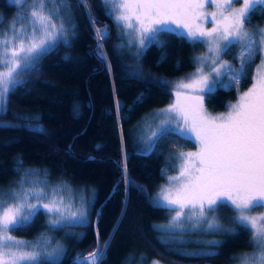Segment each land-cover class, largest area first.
<instances>
[{
	"label": "snow or ice",
	"instance_id": "obj_1",
	"mask_svg": "<svg viewBox=\"0 0 264 264\" xmlns=\"http://www.w3.org/2000/svg\"><path fill=\"white\" fill-rule=\"evenodd\" d=\"M101 2L110 14L114 13V22L120 29V49H135L137 61L150 46L165 47V36L207 47L204 55L194 58L195 71L176 84L175 101L157 112L158 120L150 126L152 130L141 149L150 155L169 137L198 146L194 152L172 154L178 161L173 165L178 174L168 176L157 198L151 201L156 207L175 212L169 226L162 230L173 236L184 235L188 229L182 225L187 223L198 234H234L236 228L223 227L220 218L212 215L226 207L233 212L229 223L249 231L250 243L256 249L252 255L242 254L236 259L241 264H264V214L250 215L264 208V29L248 30L251 15L264 6V0ZM14 3L23 8L28 0ZM79 3L85 4L86 0ZM236 3L240 7H235ZM209 6L214 11L209 12ZM88 14L90 22L95 23L90 11ZM71 15L69 0H32L31 8L19 17L27 18L28 24L19 29L11 26V34L0 32V103L23 83L20 77L33 70L42 56L58 42L67 43L66 24ZM94 31L96 54L106 59L101 41L107 38L108 30L105 27ZM237 45L241 49L239 67L223 59ZM258 55L261 62L249 76V65ZM249 80L251 86L242 91V81ZM220 89H235L238 96L225 113L212 115L205 107V98ZM122 180L134 183L127 176L126 163ZM38 184L20 181L13 190L0 191V264H59L64 248L59 241L53 244L54 237L49 233H41L34 241L12 235L29 227L41 212L49 215L46 226L52 232L89 223L86 201L72 202L57 196L63 191L61 185L45 188ZM137 187L143 190V186ZM221 243L208 241L206 254L213 255ZM109 244L104 241L101 247L98 239L95 249L81 254L76 264H103Z\"/></svg>",
	"mask_w": 264,
	"mask_h": 264
},
{
	"label": "trees",
	"instance_id": "obj_2",
	"mask_svg": "<svg viewBox=\"0 0 264 264\" xmlns=\"http://www.w3.org/2000/svg\"><path fill=\"white\" fill-rule=\"evenodd\" d=\"M69 2L72 15L67 43L58 42L42 56L36 67L21 77L23 83L7 93L0 109V121L10 123L0 125V188L11 189L17 181L37 177L50 185L83 189L91 196L89 223L65 227L78 233L69 234L62 242L65 228L52 232L41 212L29 227L12 235L32 239L49 233L64 248L59 264H76L73 259L94 250L98 239L101 247L104 241L110 242L106 249L109 257L103 264H123L129 255V264L139 256L164 264H234L235 255L250 250L252 239L249 231L229 223L226 215L233 212L226 207L213 214L236 232L214 235L222 243L213 255L172 251L151 227L167 221L173 212L151 202L153 192L171 168L167 156L171 151L194 149L193 142L169 137L156 151L145 155L141 152L143 145H129L128 141L130 128L170 101L168 81L193 67L198 44L165 36V47L152 45L137 61L126 48L120 49L114 14L101 0ZM19 10L14 0H0V28ZM89 11L95 23L90 22ZM262 12L264 6L251 15L250 27L264 23ZM105 27L108 36L101 42L106 59H100L94 29ZM234 57L235 47L225 58L236 63ZM257 60L258 56L249 65V76ZM250 84V80L242 81L241 90ZM237 96L235 89L217 90L206 96L205 107L222 112ZM125 163L127 176L134 183L122 180ZM137 186H143V190Z\"/></svg>",
	"mask_w": 264,
	"mask_h": 264
},
{
	"label": "rangeland",
	"instance_id": "obj_3",
	"mask_svg": "<svg viewBox=\"0 0 264 264\" xmlns=\"http://www.w3.org/2000/svg\"><path fill=\"white\" fill-rule=\"evenodd\" d=\"M31 6H32V0H28V3L24 4V6H23L24 8L20 7V10L18 11V13L11 20H9L7 22V25L5 27L0 28V32H7L8 34H11V30H12L11 26L14 25L16 29H19V28L24 27L26 24H28L27 18L19 19V17L21 15H24L25 11L29 10L31 8ZM235 7H240V4L236 3ZM259 7H261V6H259ZM259 7L257 8L256 11L259 10ZM207 10L209 12H211V11H214V8L209 6L207 8ZM113 19H114V15H113ZM57 23H59V21H57ZM206 26L210 27L211 25L209 24V25H206ZM66 27H68V24H66ZM258 28L264 29V23L261 26L249 27L248 30L249 31H253V30H256ZM68 29H69V27H68ZM118 31H119V34H120V29L119 28H118ZM68 34H69V30L66 33V40H67V35ZM126 50L128 51V54H129L130 57H132L133 59L137 60L136 57L133 55V53L135 52V49L129 50L128 48H126ZM235 50H236V57H237L236 63H232L227 58H225V56L223 57V59L227 60L230 63H232L234 66L239 67L238 54H239V52L241 50L240 46L239 45L235 46ZM206 52H207L206 45L205 46H201L200 44H198V49L193 55V62H195L194 61L195 57L204 55ZM260 62H261V58L258 55V60H257L256 65L260 64ZM194 71H195V68L193 66L190 70H188L182 76L174 78V79H171V80L168 81V83L171 86V98H170V101L167 102L165 105L160 106V107H156L153 110H151L150 112H148L134 127L129 129V133H128L129 145H134L135 143H138L139 145H143L145 143L146 137L150 134V131L152 130L150 128V126L154 125L157 122V120H158V117L156 115L157 112L160 109L167 108L170 103H173L175 101L176 84L179 81H181V80L185 79L186 77H188ZM254 72H255V68H254ZM20 79H21V77H20ZM250 86H251V84L248 87H250ZM246 90L247 89H245L244 91H246ZM5 100H6V96L4 98L3 103H0V109H2L3 106L5 105ZM235 101H236V99L231 101V102H229L227 104V106L229 104H231V103H234ZM227 106H226V109L224 111H222V112H211L208 109L207 110L212 115H218V114H221V113H225L228 110ZM7 124H10V123H8L7 121H2V122L0 121V125H7ZM197 147L198 146H196L194 149H179V150L171 151L169 153L167 158H168V162H170L171 168L167 170V174H165L164 181L159 183L157 188L153 192L152 197H151V201L157 198L158 189L161 186H163V185H165L167 183V177L178 174L176 171L173 170V165L174 164H178V161H176L173 158L172 154L176 153L178 151H193L194 152V151L197 150ZM27 178H30V179H26V180L24 179V180H20V181H24L25 183H27V182H39L38 187H45V188H50V187L56 186V185H50L45 180L39 179L37 177H34V178L33 177H27ZM20 181H17L16 184L18 182H20ZM57 185H61L63 187V191L62 192H57V196H61L62 195L65 198V200H69V201H72V202H79L81 200L86 201V207L88 209V205H89V201L91 199V196H87V194H85V191L83 189L72 188V187H70L68 185H65V184H57ZM14 188H15V186L13 188H11V189H5V190L0 188V191H11ZM16 190H19V189H16ZM33 202H35V201H33ZM42 213L45 215L46 222H47L49 220V218H50L49 215L45 214L44 212H42ZM262 214H264V208L255 209V210H253L250 213V215H252V216H260ZM174 215H175V212L173 211L171 213V215L169 216L167 221L153 223L151 225L152 229L156 233L157 238L160 241L166 242L172 251H175V252H178V253H183V254H189V253L206 254V244H207V242L210 241V240H219V238L214 236V235H211V234H198V233L192 231L191 230V225H189L187 223H184L182 225L185 229H188L186 234H184V235H174V236L167 234L162 229L169 226V222H170L171 218ZM212 215H215V214H212ZM232 215L233 214H231V215L227 214L226 217L229 219V218L232 217ZM220 223H221V221H220ZM222 225L225 228H231L226 223H223ZM204 227H206V225ZM71 233H76L77 234L78 232L77 231H73L72 229H66L65 228L64 231L62 232V235H61V238L63 240L62 242H64L65 239L67 238V236L69 234H71ZM40 235L41 234H39L38 236H36V237H34L32 239H24V238H19V237H16V238L20 239V240H25V241H34ZM250 235H251V239H252V234L250 233ZM58 241L61 242L60 240H58ZM56 242H57V240L54 238L52 243L55 244ZM213 251L215 252V249ZM254 252H256V249L251 244V248H250L249 251L235 255V257H234L235 263L234 264H241V261L239 259H236V257H239L242 254L252 255ZM108 257H109L108 256V250H106V254H105V258L103 260V263L107 262ZM131 259H132V257H130V255H129V257L126 260L128 262L125 261V262H123V264H129V261ZM153 261H159V260H157V259H145L144 256H139V257H137L135 259V261H133L132 264H152ZM159 264H164V263L159 261Z\"/></svg>",
	"mask_w": 264,
	"mask_h": 264
},
{
	"label": "water",
	"instance_id": "obj_4",
	"mask_svg": "<svg viewBox=\"0 0 264 264\" xmlns=\"http://www.w3.org/2000/svg\"><path fill=\"white\" fill-rule=\"evenodd\" d=\"M96 213H97V212H96ZM96 213H95L94 220H93V231H94V222H95V218H96ZM94 233H95V231H94ZM95 245H97V241H96ZM87 254H88V253H87ZM87 254H85V255H87ZM79 257H80V256H79ZM79 257L74 258L73 261L75 262Z\"/></svg>",
	"mask_w": 264,
	"mask_h": 264
}]
</instances>
